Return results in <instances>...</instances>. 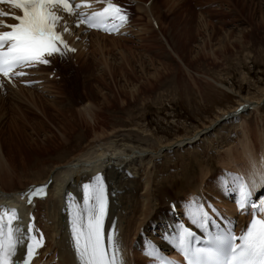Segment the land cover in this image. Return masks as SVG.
<instances>
[{"label":"rangeland","instance_id":"1","mask_svg":"<svg viewBox=\"0 0 264 264\" xmlns=\"http://www.w3.org/2000/svg\"><path fill=\"white\" fill-rule=\"evenodd\" d=\"M138 1L142 9L138 3L133 8L130 37L103 39L107 45L104 57L97 52L90 56L95 52L92 40L85 53H78L74 72L68 68L60 79L50 81L45 75L40 90L19 88L6 97L0 94V154L6 160L1 163L0 159V183L5 179L17 188L19 180L32 178L60 158L77 153L106 123V130L116 124L124 128L133 124L166 144L194 135L242 98L260 100L264 91V0H152L148 6V0ZM148 11L156 25L146 18ZM87 101L94 109L100 108L101 114L95 122L86 117L89 127L85 128L76 109ZM246 111L240 121L244 119L247 127L242 130H248L258 148L264 110L262 115L256 109ZM238 120L220 126L210 143L201 140L165 153L164 159L155 162V178L174 180L176 188L182 170L188 167L189 178H200L201 170L208 169V177L221 184L227 172L221 163L224 150H241ZM10 168L12 172L2 175Z\"/></svg>","mask_w":264,"mask_h":264},{"label":"bare ground","instance_id":"2","mask_svg":"<svg viewBox=\"0 0 264 264\" xmlns=\"http://www.w3.org/2000/svg\"><path fill=\"white\" fill-rule=\"evenodd\" d=\"M136 1L139 4V1ZM139 5L142 9V4ZM140 11L142 12V10ZM148 12L149 14L146 13V18L152 22L155 18L151 19L153 17L152 11ZM152 23L156 25L155 20ZM105 38H112L114 40L113 38L115 37L103 36L98 33L92 34L95 52H91V57L96 52L102 57L105 56L103 53L107 46L103 42ZM115 43V41L111 42L112 45ZM83 50H85V46L80 52ZM105 66L107 64L103 63V69H105ZM222 85L220 84V86ZM222 87L231 90L227 86L223 85ZM107 102L109 101L107 100ZM244 103L251 106V109L248 110L256 109L258 114H261L260 111L263 112L264 110V91L260 100H254L250 97L242 98L233 109L222 112L214 122L197 130L194 135L183 136L171 140L166 144H161V142H158L153 137L152 133L144 130L141 131L135 128L133 124L129 128L116 124L109 128V130H106L107 123L106 125L98 126V129L101 130L95 131L94 137L90 141H85L84 146L82 148L79 147L80 149H78L77 153L66 158H60L58 162L52 163L48 169L40 170L41 172L39 171L32 178L19 180L17 188H13L12 183L5 181L3 178L4 180L2 179L3 181L0 183V204L14 203L17 201L18 195L29 184H40L51 177L53 182L50 185V194L36 203L37 220L43 226L47 235L46 252L52 251L59 257L56 264H74L66 243V218L61 211L64 190L81 187L94 173L101 170L105 173L104 176L106 175L109 183V192L112 195L108 227L110 226L112 229L115 226L116 238L123 259L126 261V264H152L150 262L152 258L148 255L151 250V244L148 242V239L159 244L166 251L175 252L169 246V243L165 241V236H170L171 230L177 229L176 221L175 219L173 220L174 214L170 211L169 205L172 203L178 205L176 207L177 212L188 220H190L189 217L185 215L186 201L195 204L212 205L214 209L232 213L233 205L231 199L237 192L236 189L240 182L239 175H244L255 186L260 187L264 183V131H261L263 129H260L261 132L259 131L260 146L257 148L253 144L255 141H252V138L247 135L248 130H242L246 126V122L243 121L244 119L240 120L246 113L241 112V114L228 118L223 117L226 114L234 113L236 108ZM94 108V104L91 101H87L86 103H82L81 108L76 109L80 112L81 119L83 118L81 121L85 128L89 127L86 117L95 122L101 114L100 108H97L98 110ZM69 110L67 109V112ZM248 110L246 112H249ZM237 119L240 121L241 134H243L242 139L238 142V147H241V150L238 153V150L234 148V152H237V154L232 151L233 147L225 149V152L223 151L225 156L223 159L221 157L222 166H224L227 172L229 170L231 174H227L226 172L224 178L221 179V184L215 183L212 178L208 177V169L204 173L201 170L200 178H189L188 167L182 168L184 175L181 177V180L179 179L180 183H178L176 188V185L173 186L176 183L174 180L173 183L172 180L170 181L166 177L155 178V162L162 158L164 159L165 153L173 149H183L184 146H195L201 140L210 143V136H216V131L220 126ZM259 120H263L264 123V116ZM218 122L220 123L216 126ZM212 124L214 127L211 126ZM79 127L82 126L79 125ZM95 127L91 126L92 129L96 130ZM67 140L68 138L65 136V141ZM0 159L2 160L1 163H6L3 154L0 156ZM7 172H12V169L10 168L6 172L2 171V175H8ZM155 179L158 180L156 181ZM42 204H45L44 213H41ZM166 206L169 211H163ZM239 219L242 220L243 216L239 217ZM53 253L48 258L50 264H52Z\"/></svg>","mask_w":264,"mask_h":264},{"label":"snow or ice","instance_id":"3","mask_svg":"<svg viewBox=\"0 0 264 264\" xmlns=\"http://www.w3.org/2000/svg\"><path fill=\"white\" fill-rule=\"evenodd\" d=\"M0 3H6L21 13L14 15L0 10V18L9 17L16 21L8 24L5 19H0V26L9 29L0 31V76L10 81L13 76L26 75L24 71H16L17 68L47 65L50 57L75 51L63 39V34L56 30L62 19L56 9L62 8L71 14V0H0ZM126 19V14L118 5L108 2L101 11L92 12L86 18L81 13L76 26L84 24L93 28L100 27L108 20L122 23ZM68 30L65 24L64 31ZM47 187L45 184L30 189L28 203L31 204L36 197L45 198ZM81 191L82 203L72 193H67L65 199V213L77 264H126L120 255L115 226L107 234L105 231L109 194L104 176L100 173L92 176L81 185ZM249 195L247 184L241 182L237 201L241 210L247 207ZM171 207L178 205L173 203ZM258 207L264 211V205L251 204L253 211ZM185 215L204 236L205 246L193 243L201 237L183 223L178 225V235H166L165 241L174 251L182 253L186 264H264V219L253 215L246 231L236 236L231 229H222L213 219L215 210L212 205L186 201ZM18 220L16 209L0 208V264H17L15 257L25 241L23 264H32L37 250L44 246V234L36 228L35 219L30 218L26 230L17 225ZM210 228L216 231H210ZM161 252L153 248L148 255L159 258V264H179L167 259L166 254L161 257Z\"/></svg>","mask_w":264,"mask_h":264}]
</instances>
